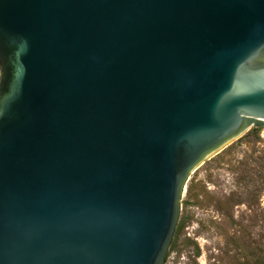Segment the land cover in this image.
<instances>
[{"label": "water", "instance_id": "95a60500", "mask_svg": "<svg viewBox=\"0 0 264 264\" xmlns=\"http://www.w3.org/2000/svg\"><path fill=\"white\" fill-rule=\"evenodd\" d=\"M263 127L264 0H0V264H165Z\"/></svg>", "mask_w": 264, "mask_h": 264}, {"label": "rangeland", "instance_id": "374dc122", "mask_svg": "<svg viewBox=\"0 0 264 264\" xmlns=\"http://www.w3.org/2000/svg\"><path fill=\"white\" fill-rule=\"evenodd\" d=\"M181 219L165 264H264V127L190 175Z\"/></svg>", "mask_w": 264, "mask_h": 264}, {"label": "trees", "instance_id": "16d2710c", "mask_svg": "<svg viewBox=\"0 0 264 264\" xmlns=\"http://www.w3.org/2000/svg\"><path fill=\"white\" fill-rule=\"evenodd\" d=\"M258 131L259 129H251L247 134H245L244 136H247V135H252L253 137H257L258 135ZM243 136V137H244ZM242 137V138H243ZM240 138V139H242ZM239 139V140H240ZM259 157H257L256 159H258ZM259 160V159H258ZM252 162H255L256 160L255 159H251ZM184 223L182 222V219L179 220L178 224H177V227H176V230H175V233H174V237H173V240H172V243H171V246H170V249H169V254L174 250V248L176 247V244H177V241H178V236H179V233H180V230L182 229ZM168 254V256H169Z\"/></svg>", "mask_w": 264, "mask_h": 264}]
</instances>
